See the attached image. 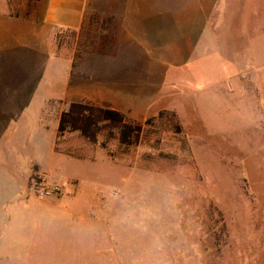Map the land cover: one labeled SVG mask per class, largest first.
Segmentation results:
<instances>
[{
	"label": "rangeland",
	"instance_id": "obj_1",
	"mask_svg": "<svg viewBox=\"0 0 264 264\" xmlns=\"http://www.w3.org/2000/svg\"><path fill=\"white\" fill-rule=\"evenodd\" d=\"M37 2L0 0V13L35 17ZM207 24L183 68L150 61L125 70L106 61L113 55L93 54L92 45L79 51L67 36L52 48L57 59L81 55L66 88L67 63L49 59L47 37L28 36L16 51L0 46V60L12 57L0 61L2 75L10 73L0 79V107L17 111L26 141L38 139L35 147L22 144L20 154L15 146L23 173L33 159L29 198L45 205L35 219L98 223L52 242V259L36 264H125L124 253L126 264H264V0H218ZM82 99L139 122L176 112L196 167L113 162L76 138L58 146L82 148L86 158L56 152L60 115ZM41 185L55 193L40 199Z\"/></svg>",
	"mask_w": 264,
	"mask_h": 264
},
{
	"label": "crops",
	"instance_id": "obj_2",
	"mask_svg": "<svg viewBox=\"0 0 264 264\" xmlns=\"http://www.w3.org/2000/svg\"><path fill=\"white\" fill-rule=\"evenodd\" d=\"M217 2L218 0H40L37 2L40 12L35 17L16 18L0 13V46L5 51H16L20 47V40L24 41L28 36L47 37L50 43L49 59L67 63V81L63 87L66 88L70 83L73 59H57L53 55L57 30H80L87 17L100 14L115 16L120 22L117 53L113 55V60H106L108 63L118 62L125 70L142 68L150 61L161 62L168 68H183L190 65L206 31L208 32V16ZM7 34L12 35L11 40L3 38ZM2 58L0 61L9 63L7 59L12 57L7 54V57ZM102 61L105 62L103 59ZM1 68L0 79L4 75H10H2ZM106 77L111 78L110 74ZM40 96L42 97L38 99L46 97ZM36 121L40 125L39 118ZM36 121L31 125L36 126ZM21 123L17 111L0 107V264H36L42 262L45 256L52 259V242H65L64 238L78 234L76 231L80 230L79 226L98 224L93 221L35 219L36 207L43 208L45 205L37 206L33 203L35 200L29 198L27 183L32 174L30 166L33 159H30L27 172L23 173L19 157L15 154V146L20 154L22 144L31 142L35 147L38 139L35 134L30 141H26L30 138L26 139L25 133L21 134ZM127 260L128 255L124 253L125 264Z\"/></svg>",
	"mask_w": 264,
	"mask_h": 264
},
{
	"label": "trees",
	"instance_id": "obj_3",
	"mask_svg": "<svg viewBox=\"0 0 264 264\" xmlns=\"http://www.w3.org/2000/svg\"><path fill=\"white\" fill-rule=\"evenodd\" d=\"M92 24L98 26L95 33L87 29ZM85 31L87 34L83 35ZM120 32V22L115 16L92 14L80 30H59L55 43L62 46L68 36L70 41L78 43L79 51L92 45L96 49L91 51L93 54L115 55ZM80 56L78 53L74 57L73 68L78 67ZM75 138L86 146L104 150L113 162L136 157L135 164L147 170L178 165L196 167L184 125L179 115L171 110L160 111L139 122L118 109L89 99L73 101L60 115L56 152L78 159L86 158L82 148L58 146Z\"/></svg>",
	"mask_w": 264,
	"mask_h": 264
},
{
	"label": "built area",
	"instance_id": "obj_4",
	"mask_svg": "<svg viewBox=\"0 0 264 264\" xmlns=\"http://www.w3.org/2000/svg\"><path fill=\"white\" fill-rule=\"evenodd\" d=\"M53 193H55V188L46 185H41L39 188H37V195L40 199H44Z\"/></svg>",
	"mask_w": 264,
	"mask_h": 264
}]
</instances>
